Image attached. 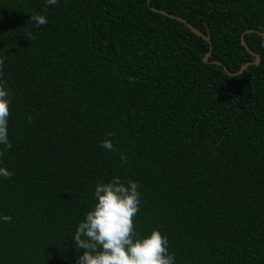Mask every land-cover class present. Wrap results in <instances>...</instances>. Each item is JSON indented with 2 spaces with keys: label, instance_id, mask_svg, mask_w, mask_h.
I'll return each mask as SVG.
<instances>
[{
  "label": "trees",
  "instance_id": "trees-1",
  "mask_svg": "<svg viewBox=\"0 0 264 264\" xmlns=\"http://www.w3.org/2000/svg\"><path fill=\"white\" fill-rule=\"evenodd\" d=\"M163 11L210 37L209 61ZM242 35L260 63L228 74L255 59ZM261 35L264 0H0V264H76L75 225L114 176L137 182L134 228H158L175 264H264Z\"/></svg>",
  "mask_w": 264,
  "mask_h": 264
},
{
  "label": "clouds",
  "instance_id": "clouds-1",
  "mask_svg": "<svg viewBox=\"0 0 264 264\" xmlns=\"http://www.w3.org/2000/svg\"><path fill=\"white\" fill-rule=\"evenodd\" d=\"M47 5H55L57 0H45ZM37 27L47 23L44 14L30 16ZM264 46V35L260 37ZM2 63V61H0ZM10 92L0 80V146L10 148L8 137V115ZM100 145L114 151L108 137ZM125 159L121 154V160ZM11 171L0 164V178H7ZM94 203L84 212L71 235L75 248L79 251L76 264H175V254L168 249L167 237L153 228L141 234L133 225V217L138 211L140 193L133 179L122 180L114 176L94 185ZM11 216L0 214V223L7 222Z\"/></svg>",
  "mask_w": 264,
  "mask_h": 264
},
{
  "label": "water",
  "instance_id": "water-1",
  "mask_svg": "<svg viewBox=\"0 0 264 264\" xmlns=\"http://www.w3.org/2000/svg\"><path fill=\"white\" fill-rule=\"evenodd\" d=\"M163 13H165L166 15H168V16H170V17L176 18V19H178V20H180V21L186 23L187 26H189V27H190L195 33H197V34H199V35H201V36H204V37L208 40V42L210 43V50H209V52L204 56V60H205L206 62L209 61V57H210V55H211V50H212V47H213V46H212V43H211V40H210V37H209L208 35L204 34L203 32H201L200 30L196 29L195 27H193L190 23H188V22L186 21L185 18H183V17H181V16H178V15H175V14H172V13H167V12H165V11H163ZM250 30L252 31V29H250ZM242 43H243V45H244V46L250 51V53L253 54V55L255 56V59L252 60V61H248L247 63H245L244 65H242V66L240 67V69H238V70L235 71V72L230 71L226 66H224V69L228 72V74H240L241 72H243V70H244L245 68H247V66H248L249 64H256V65H258V64L260 63V55H259V53L254 52V51L248 46V44H247V42L245 41V38H244L243 35H242ZM210 61L215 62V63H218V64L221 63L219 60H210Z\"/></svg>",
  "mask_w": 264,
  "mask_h": 264
}]
</instances>
